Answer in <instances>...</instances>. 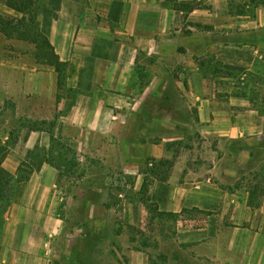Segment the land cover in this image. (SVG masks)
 <instances>
[{
  "label": "crops",
  "instance_id": "crops-1",
  "mask_svg": "<svg viewBox=\"0 0 264 264\" xmlns=\"http://www.w3.org/2000/svg\"><path fill=\"white\" fill-rule=\"evenodd\" d=\"M43 2L35 10L40 31L67 63V85L79 91L61 121L71 140L86 142V147L87 142L118 141L119 165L148 157L159 163L175 156L166 181L152 178L149 195L160 213L205 217L203 226L179 233L181 242L211 263L264 264V191L255 193L258 187L248 179L230 187L244 172L238 157H251L253 141L264 139V113L259 111L264 98L254 106L238 97L236 87L229 84L222 90V82L205 80L214 76L211 71L218 64L219 72L229 73V81L246 72L250 86L264 93V9L254 21L231 13L221 0ZM143 59L148 67L140 72L137 63ZM1 65L21 74V80L17 86L0 85V103L13 100L19 114L41 120L65 107L64 100L57 104L54 69L31 72L27 63ZM173 93L180 95L181 104L172 99ZM210 93L229 95L221 100L207 97ZM174 105H181L184 114L175 113ZM175 125L183 129L167 135L166 127ZM195 131L203 140L201 147L195 138L194 148L176 154L164 148V141ZM157 138L163 144L150 143ZM240 139L247 149H237ZM212 140L215 147H210ZM48 141L44 131H32L26 139L0 133V149H10L4 168L16 175V150ZM98 156L89 150L88 165L93 167L91 159ZM58 180V169L45 163L29 181L18 184L0 238V264H46L56 257L53 243L63 231V220L56 215L62 200ZM84 204L87 212L97 205L89 198Z\"/></svg>",
  "mask_w": 264,
  "mask_h": 264
},
{
  "label": "rangeland",
  "instance_id": "rangeland-1",
  "mask_svg": "<svg viewBox=\"0 0 264 264\" xmlns=\"http://www.w3.org/2000/svg\"><path fill=\"white\" fill-rule=\"evenodd\" d=\"M43 1L0 0L1 86L6 84L17 86L21 80V74L9 70V67L1 69L3 63H27L32 66L31 72H35L36 69L42 71L54 69L53 66L44 63L54 59L50 53L45 55L43 40L38 36L42 33L35 17V10L37 6L44 4ZM221 2L225 8L226 6L230 8L231 13L247 15L254 21L259 16V10L264 9V0H221ZM7 4L21 6L24 11L10 12ZM262 34L264 36V31ZM147 63V60H141V63H137V70L143 72L148 67ZM218 67L217 64L215 71H211L214 76L205 78L208 84L218 85L222 82V90L230 84L237 88L239 98L250 100L254 106L264 98L261 89L250 86L251 78L246 72L239 73L236 79L229 81V73L223 69L219 72ZM140 79L146 82L148 78ZM258 82L263 81L259 79ZM207 95L224 100V96L229 94ZM77 96L70 99L65 93L62 94L60 102L64 100L65 107L60 111H54L48 120L33 116L27 118L26 115L19 114L13 100L0 103V133L10 134L13 139H26L27 134L32 131H44L49 136L48 144H37L30 150L17 149L13 154L14 161H19V168L22 169L19 178L26 176L31 170L36 171L42 163H49L55 168L63 165L58 180V190L61 192L62 200H59L56 209V215L63 220V231L57 235L55 241L53 240L55 236L51 238L56 248V257L50 256L48 262L50 264H215L197 258L179 238L181 231L188 228L194 230L204 225L205 217L202 214L193 216L194 212H189L190 214L184 212L181 216L176 215L172 218L167 215L162 218L155 217L163 215L155 210V203L151 202L149 192L144 196L141 194L145 180L151 182L152 178L165 175V171L171 172L175 156L161 161L162 163L157 165V174L152 175L157 162L150 157L136 164L133 163L137 162L134 159L130 166L119 165L116 158L117 148L120 146L118 141H103L94 145L87 142L88 147H86V142L81 145L79 141L71 140L72 133H69L68 127L61 121L73 108ZM172 99L177 104L182 102V98L177 93L172 94ZM0 102H2L1 97ZM71 104L73 106L69 110ZM261 107L259 111L264 113V106ZM174 110L179 116L184 114L181 105H174ZM167 111L172 112L170 109ZM196 113L197 108L193 107L191 115L194 118ZM175 126L166 127L167 135L183 129L181 125ZM179 134L183 139L177 137L178 139L170 141L171 143L164 141V148L176 154L177 151L194 148L195 138L196 142L199 141L200 147L203 145L201 143L203 140L196 131L185 137L182 133ZM212 141L210 147H215L217 141ZM150 143L157 145L163 144V141L157 138ZM253 143L251 147L254 151L251 157L245 155L238 157V160H241L238 164L243 166L244 172L240 174V179L235 181L236 183L229 186L234 188L241 183V180L248 179V182L255 181V186L258 187L255 188V193L258 194L260 188L264 191V139ZM235 144L239 151L248 147L244 139H240ZM1 148L10 150L6 145ZM89 150L99 155L96 159H91L95 161L93 167L88 165ZM65 159L74 167L72 175L65 174V171L72 170V167L66 166ZM150 162L154 163L153 167H149ZM17 175L18 172L16 178ZM85 198L97 203L90 205L88 212L84 204ZM143 199H146V202ZM227 224L231 223L227 222Z\"/></svg>",
  "mask_w": 264,
  "mask_h": 264
},
{
  "label": "trees",
  "instance_id": "trees-1",
  "mask_svg": "<svg viewBox=\"0 0 264 264\" xmlns=\"http://www.w3.org/2000/svg\"><path fill=\"white\" fill-rule=\"evenodd\" d=\"M8 7H10L11 9H14L18 12H23L24 8L23 7H19L15 4H7ZM38 36L43 40V52H45V55H49V53L51 54V57L54 59V61H46L44 62L45 64H48L49 66H53L55 69V72L57 73V104L61 101L62 99V94L65 93V95L67 97H70V99H74L79 91L73 88L68 87L67 85V63L63 62L60 60L59 56L56 54L54 47L52 46V44L50 43V41L47 39V37H45L43 34H38ZM74 103V102H73ZM73 106V104H71L69 106V110L71 109V107ZM9 152L6 151L5 149H0V238L2 236V231H3V226L5 223V216L8 212L9 207L11 206L15 195H16V191H17V186L19 183L22 182H27L29 181L31 175L34 173L33 170H31L30 172H28V174L26 176H21L19 178V176L21 175L22 169H18V175L16 178V175L11 174L8 170H6L4 168V162L8 156ZM67 159V158H66ZM65 159L66 162V166H70L72 167V170H67L65 171V174L67 175H72L73 174V166L72 164L69 162H67V160ZM45 161V160H44ZM64 162V163H65ZM156 163V162H155ZM162 162H159L157 164H155V168L152 170V175H156L157 174V165L161 164ZM43 165V163L41 164V166ZM41 166H39V168L37 170H39L41 168ZM58 168V167H56ZM61 168H63V165H60L59 169V177L61 176ZM169 173L170 172H166L165 171V175H163L162 177L157 176L161 181H166L167 178L169 177ZM152 181L149 182V180H145L143 183V186L141 188V194L144 196L149 192V187L151 185ZM261 190V188H260ZM143 201L146 202V199H143ZM250 205H252V202H249ZM155 210L158 211V208L156 206ZM160 213V212H159ZM160 215H167V217H176L175 214H164V213H160ZM155 217H159L162 218L164 216H155Z\"/></svg>",
  "mask_w": 264,
  "mask_h": 264
},
{
  "label": "built area",
  "instance_id": "built-area-1",
  "mask_svg": "<svg viewBox=\"0 0 264 264\" xmlns=\"http://www.w3.org/2000/svg\"><path fill=\"white\" fill-rule=\"evenodd\" d=\"M149 167H153L154 166V163L153 162H150L149 164ZM46 264H50L49 262H46Z\"/></svg>",
  "mask_w": 264,
  "mask_h": 264
}]
</instances>
